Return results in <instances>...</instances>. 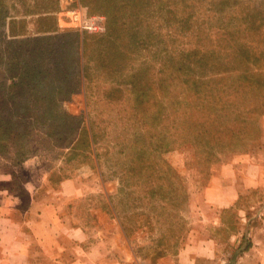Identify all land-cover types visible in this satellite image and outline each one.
Segmentation results:
<instances>
[{"label":"rangeland","instance_id":"1","mask_svg":"<svg viewBox=\"0 0 264 264\" xmlns=\"http://www.w3.org/2000/svg\"><path fill=\"white\" fill-rule=\"evenodd\" d=\"M249 161L264 165V0H0V203L31 264H70L33 235L47 200L109 261L174 264L196 234L251 264ZM224 165V195L244 191L216 208Z\"/></svg>","mask_w":264,"mask_h":264},{"label":"crops","instance_id":"2","mask_svg":"<svg viewBox=\"0 0 264 264\" xmlns=\"http://www.w3.org/2000/svg\"><path fill=\"white\" fill-rule=\"evenodd\" d=\"M248 168L251 171L256 168L259 173L257 175L253 173L249 175L247 170L249 178H247L248 182L245 185L248 187L264 185V165L249 161ZM226 173L230 175L227 165H224L220 168L218 175H213L211 182L204 190L205 201L216 208L233 205L242 191H244L243 186L239 187V182L233 181V184L228 185L230 188L229 195H224ZM229 181H231L230 178ZM232 186L234 187L233 189ZM5 205L0 203V264H31L29 261L30 250L25 247L23 236H21L22 226L16 223L15 219V221L13 220L11 208L4 209ZM38 209L40 213L35 212V214L31 215V229L35 240L39 243L47 258L53 261L58 260V262H64L66 258L70 264L137 263L136 259L129 257L128 253L127 255L122 253L121 256H114L113 254V261H109L111 257L108 256V253L112 250H108V248L114 249V245H112V248L108 241H104V246H99L100 248L98 249H95L96 247L85 248L86 245L84 246V244L89 239L86 228L81 224H74L68 217L69 215L67 216L62 210L56 208L53 202L48 200L42 202ZM257 214L252 216L253 219L250 223H248L247 216H245L244 220H240L244 222L239 223V227L243 228L244 232L249 233L252 239L247 250L242 252L240 256L245 255V257L252 259L251 264H264V218L262 216L257 217ZM238 235L236 231L230 233V239L226 243L227 247L234 244ZM220 247L219 240L214 235L199 238L198 235L193 234L191 240L177 254V262H174V264L225 263L226 259H230L231 256L225 248L222 253H218ZM242 258L244 259V257Z\"/></svg>","mask_w":264,"mask_h":264},{"label":"trees","instance_id":"3","mask_svg":"<svg viewBox=\"0 0 264 264\" xmlns=\"http://www.w3.org/2000/svg\"><path fill=\"white\" fill-rule=\"evenodd\" d=\"M257 107H259V106H257ZM253 109H257L256 107H254Z\"/></svg>","mask_w":264,"mask_h":264}]
</instances>
